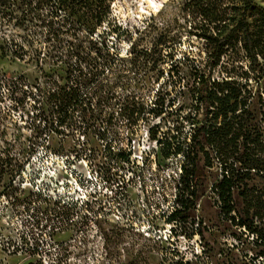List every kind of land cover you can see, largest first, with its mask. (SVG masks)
I'll return each mask as SVG.
<instances>
[{
    "label": "rangeland",
    "instance_id": "374dc122",
    "mask_svg": "<svg viewBox=\"0 0 264 264\" xmlns=\"http://www.w3.org/2000/svg\"><path fill=\"white\" fill-rule=\"evenodd\" d=\"M56 2L0 0V264H264V197L225 215L212 188L264 189V0H113L84 26Z\"/></svg>",
    "mask_w": 264,
    "mask_h": 264
},
{
    "label": "trees",
    "instance_id": "16d2710c",
    "mask_svg": "<svg viewBox=\"0 0 264 264\" xmlns=\"http://www.w3.org/2000/svg\"><path fill=\"white\" fill-rule=\"evenodd\" d=\"M53 1V0H50ZM56 4L59 6V9H63L64 11H68V18L71 21L77 22L81 26L84 24L89 23L90 19L94 18L97 19L98 22H102L104 19L109 17L110 15V6L109 3L113 0H56ZM254 0H246V9H252ZM264 19V11L258 13ZM243 16H246L244 13ZM242 25V32L244 35V47L249 56V58L257 63L256 55L254 51L260 45L259 42L256 43V38L254 39L253 35L249 31V26L246 23L245 18L241 20ZM258 65V64H257ZM103 73L96 70L93 74L89 76L88 84H98L101 79ZM225 84V83H224ZM223 92V90L215 91L214 88L209 92V98H213L215 101H221L222 97L219 95ZM201 96V93L198 95ZM235 111V110H233ZM211 124H202L200 127L195 128V132L190 135L191 146H186L185 151L181 148H177L176 153L183 152V158L186 164L181 166L182 170V179L183 183L185 184L184 192L189 193V195H194V191H191V187L193 185L196 186L197 189H202V185L204 182V173L198 165L197 158L199 151H204L203 144L201 145L200 141H197L198 134L202 131L208 135L207 142L210 144L212 143V138H210L212 131H211ZM214 140V139H213ZM205 154V152H204ZM117 159L122 160L126 158V155L123 153H118L116 155ZM207 166L211 167V161L208 158V155L205 154ZM239 175H235L232 179L227 178L226 176H222L221 181L217 185H213L212 188L217 192L218 200L221 205V211L224 214L230 213H238L234 203L232 201V197L236 189H241V194L244 196L245 200H249V203L257 198L258 200H262L264 197V189L254 191L252 188H248L246 184H243L242 188H239ZM203 191V190H202ZM264 205V200H263ZM184 207V205H183ZM184 209V208H183ZM185 210V209H184ZM181 213V212H179ZM233 221H236V217L231 216ZM241 217V216H240ZM174 218V216H173ZM238 225L246 226V222H244L243 218H240ZM249 229V228H248ZM261 256V255H260Z\"/></svg>",
    "mask_w": 264,
    "mask_h": 264
},
{
    "label": "built area",
    "instance_id": "2783aa9c",
    "mask_svg": "<svg viewBox=\"0 0 264 264\" xmlns=\"http://www.w3.org/2000/svg\"><path fill=\"white\" fill-rule=\"evenodd\" d=\"M120 153H123V154L126 155V158L125 159H122V160H126L127 159V154L124 153V152H120ZM181 209L183 210V206H181V207L179 206L174 211L171 210L170 213L166 216L165 220H168V219H170V217H173V216L175 217L177 214H179V212H182ZM169 234L170 235L172 234V231L171 230H169ZM170 235H169V237H170ZM16 252H18V251H15L14 246L9 247V248L5 249V251H4V253H5L6 256H10L12 254H15ZM19 254H21V253L19 252Z\"/></svg>",
    "mask_w": 264,
    "mask_h": 264
}]
</instances>
